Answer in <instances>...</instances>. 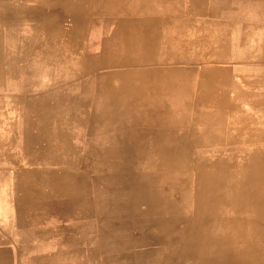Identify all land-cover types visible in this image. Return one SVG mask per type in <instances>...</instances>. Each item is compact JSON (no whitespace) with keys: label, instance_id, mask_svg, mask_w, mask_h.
<instances>
[{"label":"rangeland","instance_id":"1","mask_svg":"<svg viewBox=\"0 0 264 264\" xmlns=\"http://www.w3.org/2000/svg\"><path fill=\"white\" fill-rule=\"evenodd\" d=\"M123 3L0 0V138L42 168L0 199V264H264V145L190 144L185 114L99 98Z\"/></svg>","mask_w":264,"mask_h":264},{"label":"crops","instance_id":"2","mask_svg":"<svg viewBox=\"0 0 264 264\" xmlns=\"http://www.w3.org/2000/svg\"><path fill=\"white\" fill-rule=\"evenodd\" d=\"M123 6V38H108L102 62L108 70L96 82L102 101L121 97L127 113L185 114L171 126L181 128L185 125L174 122L186 121L190 144L264 145V14L259 0H124ZM15 155L0 138L4 210L20 206L21 195L14 201L19 178L42 174V168L19 164ZM10 215L0 212L3 228L14 222Z\"/></svg>","mask_w":264,"mask_h":264},{"label":"bare ground","instance_id":"3","mask_svg":"<svg viewBox=\"0 0 264 264\" xmlns=\"http://www.w3.org/2000/svg\"><path fill=\"white\" fill-rule=\"evenodd\" d=\"M5 225V224H4Z\"/></svg>","mask_w":264,"mask_h":264}]
</instances>
